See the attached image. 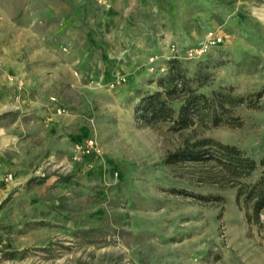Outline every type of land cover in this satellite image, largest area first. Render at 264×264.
Here are the masks:
<instances>
[{"label":"rangeland","instance_id":"obj_1","mask_svg":"<svg viewBox=\"0 0 264 264\" xmlns=\"http://www.w3.org/2000/svg\"><path fill=\"white\" fill-rule=\"evenodd\" d=\"M172 60L257 98L204 135L263 156L264 0H0V264H264V212L166 165L182 136L135 118Z\"/></svg>","mask_w":264,"mask_h":264},{"label":"trees","instance_id":"obj_2","mask_svg":"<svg viewBox=\"0 0 264 264\" xmlns=\"http://www.w3.org/2000/svg\"><path fill=\"white\" fill-rule=\"evenodd\" d=\"M159 86V90L139 99L135 105V118L148 123H168L169 131L182 136L181 145L169 150L163 162L185 165L189 180L197 185L236 187V200L243 205L247 221L261 225L264 155L257 159L237 145L204 135L210 127L241 125L239 117L233 114L235 107L247 103L257 108V98L234 95L222 89L212 90L209 94L201 92L193 86V80L178 60L170 62L168 74L159 78ZM256 96L261 97L262 92ZM175 191L193 195L202 203L217 204L224 200L213 194H189L185 188Z\"/></svg>","mask_w":264,"mask_h":264},{"label":"built area","instance_id":"obj_3","mask_svg":"<svg viewBox=\"0 0 264 264\" xmlns=\"http://www.w3.org/2000/svg\"><path fill=\"white\" fill-rule=\"evenodd\" d=\"M222 37L214 30H209L204 35L203 39L196 45L191 46L185 50V54L189 58H200L205 55L208 50L215 44L220 43ZM87 150H94V142L90 139L87 142Z\"/></svg>","mask_w":264,"mask_h":264}]
</instances>
